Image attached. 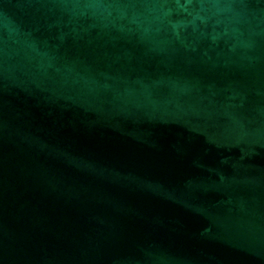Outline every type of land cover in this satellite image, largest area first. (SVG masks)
<instances>
[{
  "label": "water",
  "instance_id": "water-1",
  "mask_svg": "<svg viewBox=\"0 0 264 264\" xmlns=\"http://www.w3.org/2000/svg\"><path fill=\"white\" fill-rule=\"evenodd\" d=\"M0 264H264V0H0Z\"/></svg>",
  "mask_w": 264,
  "mask_h": 264
}]
</instances>
